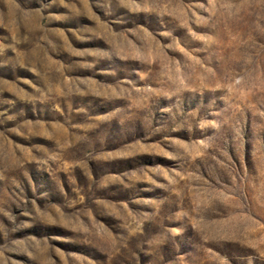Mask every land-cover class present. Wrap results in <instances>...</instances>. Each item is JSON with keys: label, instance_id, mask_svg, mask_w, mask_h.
Segmentation results:
<instances>
[{"label": "rangeland", "instance_id": "rangeland-1", "mask_svg": "<svg viewBox=\"0 0 264 264\" xmlns=\"http://www.w3.org/2000/svg\"><path fill=\"white\" fill-rule=\"evenodd\" d=\"M0 264H264V0H0Z\"/></svg>", "mask_w": 264, "mask_h": 264}]
</instances>
